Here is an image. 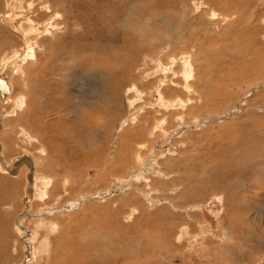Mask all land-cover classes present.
Instances as JSON below:
<instances>
[{
  "label": "rangeland",
  "instance_id": "obj_1",
  "mask_svg": "<svg viewBox=\"0 0 264 264\" xmlns=\"http://www.w3.org/2000/svg\"><path fill=\"white\" fill-rule=\"evenodd\" d=\"M0 17L9 98L28 97L0 99L6 160L37 133L56 181L28 209L25 171L0 167V264H264V0H0Z\"/></svg>",
  "mask_w": 264,
  "mask_h": 264
},
{
  "label": "bare ground",
  "instance_id": "obj_2",
  "mask_svg": "<svg viewBox=\"0 0 264 264\" xmlns=\"http://www.w3.org/2000/svg\"><path fill=\"white\" fill-rule=\"evenodd\" d=\"M9 17H10V20H9ZM9 17H7L8 20H9V23H7L3 17H2L3 19H1V21L4 22L7 25V27H12V24H13L15 26V29H16V31H17L18 34L25 33V31H24L25 29L23 27H21V19L19 17H17V16L15 17L13 15L12 16H9ZM11 22H12V24H11ZM156 36H160L161 38L164 36L165 41L168 40V38H166L165 29H161V28L159 29V27L158 28H155V27L154 28H151L146 33V37L148 39L149 38H155ZM187 59L189 60L188 56L186 57V60ZM15 62H16V59H15ZM19 68H20V66H19ZM17 70H18V66H17L16 63L14 64L12 62V59L2 62V70L0 71V78H5L6 79L10 91H9V94H7V95H5L3 97L1 95L2 94V89H1V85H0V99H1L2 103L4 102L6 104H9V102L11 103V101H12V103H14L13 105H15V107L17 106V107H23V108L26 107L27 108L28 107V102H27L28 101V97H27V95H24V93H23V95L22 94H19L13 100H10V98H11V88H10V86L11 85L9 84L8 80L10 79L9 76L12 74V71H17ZM187 72L182 70L181 74L186 75ZM24 79L25 78H23L22 80L24 82V87H26L25 88V91H27V86H26V83H25V80ZM189 88L187 90H189ZM189 93H190V91H189ZM159 103H161V102H159ZM182 104H185V103H182ZM181 107H182V105H181ZM182 109H184V108H182ZM6 112H7V110L5 109V107L2 106V113L0 115V130L3 129V126H5L7 128V126L3 123V120L5 119V116H6L5 115ZM9 129H11V128L9 127ZM21 129H22L21 132H20L21 134H19L21 137H19V139H21L25 143H29L30 140H37V142L41 146V148H39V150L37 151L38 153L36 155L32 154L31 152L23 151L24 152L23 155H18V156H15L12 159L6 160L7 158L5 157V155L7 153L9 154L10 152L12 153L15 150H13V147L9 143L6 144L5 142H2L1 141L0 142V153L3 154V155L2 156L0 155V167H1V170L2 171H5L6 173H8V174H10L12 176L13 175H16L15 177H18L19 174H21V173H23L25 171V173H26L25 174V176H26V179L25 180L27 181V183H26V187L24 189L25 194H26V198H25L24 201H25V203H27L26 206L29 209L30 208V202H32V199L34 198V196L35 197L38 196L39 199H41V201L42 200L44 201L43 196L50 197V195H51V193L53 191L54 184H55L56 181L51 176H48V175L44 174L43 171L41 170V169H43L42 167L45 166V163L48 160L49 151H50L48 149V147H46L44 144H43L44 145V148H42V144L40 143V137L41 136L39 134L37 135V133H29V131L27 132V130L25 128H21ZM10 132L11 131H9V133ZM37 136H40V137H37ZM72 160H75V159H72ZM75 162H76V160H75ZM56 166L57 167H61L60 169H62V167H64V169H67L66 167L68 165L67 166L66 165H63L62 162L59 161V163H57ZM65 176H68V175L66 174ZM63 180L64 181H62V187L64 189L63 191L66 192V187H69V185H70L69 182L70 181L67 180V177L66 178H63ZM86 197L87 196L84 195L83 197H79V198H86ZM79 198H77L76 200L74 199L75 202L68 203L65 207H68V208L72 209L76 204H78ZM56 199H59V197L56 198ZM84 200H82V202ZM58 203L59 202L55 200L54 205H52V208L49 209V210L52 211V210H54V208L55 209L56 208H59L60 206H59ZM82 205H83V203H81V206ZM81 206H80V208H81ZM42 210L39 211V212H43ZM36 216H37L38 220H40L42 222V214L41 213H38ZM51 223H52V221H51Z\"/></svg>",
  "mask_w": 264,
  "mask_h": 264
},
{
  "label": "water",
  "instance_id": "obj_3",
  "mask_svg": "<svg viewBox=\"0 0 264 264\" xmlns=\"http://www.w3.org/2000/svg\"><path fill=\"white\" fill-rule=\"evenodd\" d=\"M0 85L2 89L1 95L4 97L5 95L9 94L10 89L5 78H0Z\"/></svg>",
  "mask_w": 264,
  "mask_h": 264
}]
</instances>
